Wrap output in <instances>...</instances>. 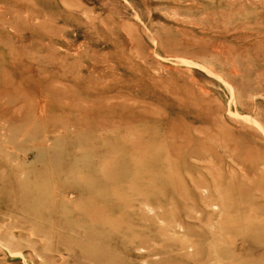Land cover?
I'll list each match as a JSON object with an SVG mask.
<instances>
[{"label":"rangeland","instance_id":"374dc122","mask_svg":"<svg viewBox=\"0 0 264 264\" xmlns=\"http://www.w3.org/2000/svg\"><path fill=\"white\" fill-rule=\"evenodd\" d=\"M0 264H264V0H0Z\"/></svg>","mask_w":264,"mask_h":264}]
</instances>
